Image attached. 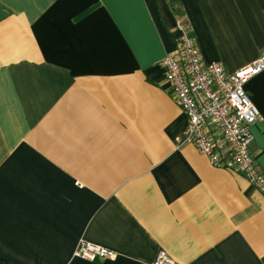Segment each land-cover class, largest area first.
Segmentation results:
<instances>
[{
    "label": "crops",
    "instance_id": "0c3cea01",
    "mask_svg": "<svg viewBox=\"0 0 264 264\" xmlns=\"http://www.w3.org/2000/svg\"><path fill=\"white\" fill-rule=\"evenodd\" d=\"M171 1L0 0V264H264V194L177 143L161 66L182 24L206 63H253L264 0ZM246 90L264 175V71ZM82 239L115 254L74 258Z\"/></svg>",
    "mask_w": 264,
    "mask_h": 264
},
{
    "label": "built area",
    "instance_id": "2783aa9c",
    "mask_svg": "<svg viewBox=\"0 0 264 264\" xmlns=\"http://www.w3.org/2000/svg\"><path fill=\"white\" fill-rule=\"evenodd\" d=\"M182 27L178 52L166 55L161 62L172 98L188 118L176 141L192 143L213 165L244 176L264 194V175L251 150L252 128L261 114L246 90L249 81L264 71V52L253 63L227 73L221 63H206L202 59L196 38L188 33L187 26ZM223 150L229 152L226 160L221 154ZM158 252L152 264H178L165 250ZM114 254L102 245L82 239L72 255L97 261Z\"/></svg>",
    "mask_w": 264,
    "mask_h": 264
},
{
    "label": "trees",
    "instance_id": "16d2710c",
    "mask_svg": "<svg viewBox=\"0 0 264 264\" xmlns=\"http://www.w3.org/2000/svg\"><path fill=\"white\" fill-rule=\"evenodd\" d=\"M170 6H171V9L173 10V12L175 13V15L178 18L181 19V18H183L185 16V11L183 10V7H182V5H181L179 0H172L170 2Z\"/></svg>",
    "mask_w": 264,
    "mask_h": 264
},
{
    "label": "snow or ice",
    "instance_id": "6c2138e0",
    "mask_svg": "<svg viewBox=\"0 0 264 264\" xmlns=\"http://www.w3.org/2000/svg\"><path fill=\"white\" fill-rule=\"evenodd\" d=\"M249 71H251V69H249Z\"/></svg>",
    "mask_w": 264,
    "mask_h": 264
}]
</instances>
